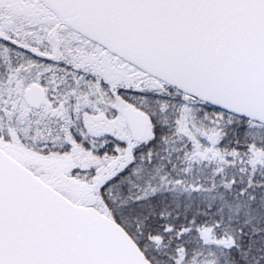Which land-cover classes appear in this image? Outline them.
I'll return each instance as SVG.
<instances>
[{"label":"snow or ice","instance_id":"6c2138e0","mask_svg":"<svg viewBox=\"0 0 264 264\" xmlns=\"http://www.w3.org/2000/svg\"><path fill=\"white\" fill-rule=\"evenodd\" d=\"M0 264H264V0H0Z\"/></svg>","mask_w":264,"mask_h":264}]
</instances>
